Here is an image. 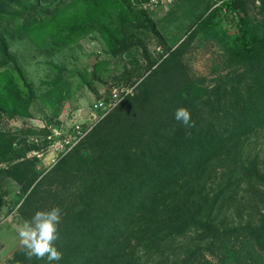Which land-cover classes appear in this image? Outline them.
<instances>
[{
	"label": "rangeland",
	"instance_id": "rangeland-1",
	"mask_svg": "<svg viewBox=\"0 0 264 264\" xmlns=\"http://www.w3.org/2000/svg\"><path fill=\"white\" fill-rule=\"evenodd\" d=\"M223 1L0 0V138L7 141L0 146V264H13L23 249L18 227L33 213L21 208L32 188L70 152L83 146L90 154L92 134L119 106L132 109L129 99L136 104L137 97L150 93L152 103L162 97L173 109L186 107L195 122L189 133L219 116L229 132L251 136L250 148L264 163V54L253 65H233L212 32L197 31ZM241 2L264 35L261 0ZM19 98L27 101L25 110ZM98 102L106 110L91 115ZM75 120L86 135L67 154L48 160V137L54 130L68 132ZM165 148L169 155L175 150L174 136ZM99 164L97 158L93 166ZM31 171L37 179L25 190ZM253 184L243 185L235 206L224 209L227 226L249 219L256 226L264 214V184ZM241 246L239 258L206 256L216 264H252L247 260L264 255L258 247L251 259Z\"/></svg>",
	"mask_w": 264,
	"mask_h": 264
},
{
	"label": "trees",
	"instance_id": "trees-1",
	"mask_svg": "<svg viewBox=\"0 0 264 264\" xmlns=\"http://www.w3.org/2000/svg\"><path fill=\"white\" fill-rule=\"evenodd\" d=\"M197 31L212 32L233 65H253L264 54L262 26L241 0H224ZM180 93L185 100L190 96L185 88ZM149 96L137 97L136 104L129 99L130 110L119 106L110 113L90 138L92 152L82 146L61 159L32 188L22 212L32 208V216L61 207L59 264H216L206 253L239 258V243L251 259L258 256L257 248L264 250V214L256 226L251 219L237 226L222 220L243 185L264 184V163L250 148L251 136L229 132L219 116L189 133L175 120L172 103L162 97L152 103ZM19 103L25 110L27 101ZM173 136L176 148L169 155L165 146ZM6 145L0 138V146ZM25 178L22 186L29 190L37 174ZM44 184L48 189L39 195ZM247 261L264 264V255ZM13 264L45 261H29L21 249Z\"/></svg>",
	"mask_w": 264,
	"mask_h": 264
},
{
	"label": "clouds",
	"instance_id": "clouds-1",
	"mask_svg": "<svg viewBox=\"0 0 264 264\" xmlns=\"http://www.w3.org/2000/svg\"><path fill=\"white\" fill-rule=\"evenodd\" d=\"M176 121L186 128L195 127L191 112L186 107H179L174 113ZM63 210L53 206L47 210H37L30 219L24 220L18 227V237L26 258L44 260L45 264H59L63 253L58 248L60 240L59 226Z\"/></svg>",
	"mask_w": 264,
	"mask_h": 264
},
{
	"label": "built area",
	"instance_id": "built-area-1",
	"mask_svg": "<svg viewBox=\"0 0 264 264\" xmlns=\"http://www.w3.org/2000/svg\"><path fill=\"white\" fill-rule=\"evenodd\" d=\"M99 110H106L103 102L96 103L90 110L91 115L96 114ZM76 116L74 119H76ZM73 126L69 128L68 132L62 134L61 132L54 130L53 134L48 137L51 143V150L53 156L56 158L59 155H65L72 150L77 143L86 135L84 125L81 121L75 120ZM61 155V156H62Z\"/></svg>",
	"mask_w": 264,
	"mask_h": 264
},
{
	"label": "water",
	"instance_id": "water-1",
	"mask_svg": "<svg viewBox=\"0 0 264 264\" xmlns=\"http://www.w3.org/2000/svg\"><path fill=\"white\" fill-rule=\"evenodd\" d=\"M54 158L53 154H51L49 157H48V160H52Z\"/></svg>",
	"mask_w": 264,
	"mask_h": 264
}]
</instances>
